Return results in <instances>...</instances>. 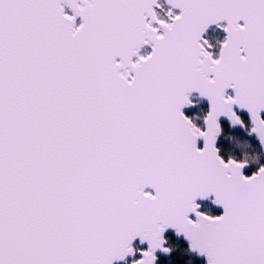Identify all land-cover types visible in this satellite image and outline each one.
Instances as JSON below:
<instances>
[{"label": "snow or ice", "instance_id": "obj_1", "mask_svg": "<svg viewBox=\"0 0 264 264\" xmlns=\"http://www.w3.org/2000/svg\"><path fill=\"white\" fill-rule=\"evenodd\" d=\"M165 3L0 0V264H156L168 230L206 264H264V164L218 145L226 120L264 148V0Z\"/></svg>", "mask_w": 264, "mask_h": 264}, {"label": "trees", "instance_id": "obj_2", "mask_svg": "<svg viewBox=\"0 0 264 264\" xmlns=\"http://www.w3.org/2000/svg\"><path fill=\"white\" fill-rule=\"evenodd\" d=\"M187 116L192 118L193 115L189 112ZM224 128V133L219 142L222 156L247 161L249 168L246 174L252 175L260 165L264 164V158L256 141L239 131L231 132L226 127ZM202 211L210 216L216 214L211 207L204 206ZM165 239L167 241L166 247L171 249L170 256L168 258L159 257L157 264H203V261L188 253L186 245L182 242L175 240L172 236H167Z\"/></svg>", "mask_w": 264, "mask_h": 264}, {"label": "flooded vegetation", "instance_id": "obj_3", "mask_svg": "<svg viewBox=\"0 0 264 264\" xmlns=\"http://www.w3.org/2000/svg\"><path fill=\"white\" fill-rule=\"evenodd\" d=\"M159 3L162 5V8H163V9H162V11H161L160 9H156V11L158 12V15H159L162 19H167V17H166V13L168 12L169 7L166 6L164 0H159ZM64 11H65V14H67V15H71V13H70L68 10L64 9ZM173 11H174V14H178V11H176V10H173ZM75 23H76V26H78L79 23H80V20H76ZM222 27H223V23H222V25H221V28H218V27H216V26L211 27V28L208 29V31H207L206 34H205V38L209 39V41L213 44V48L211 49V51H212L214 54H218V51H219V43H220V42H223V40L225 39V33L222 31ZM150 51H151V47H150V46H144V47H142V48L140 49L138 55H141V56H143V55H147V54L150 53ZM132 59H133V62H134L136 58L133 57ZM229 94H231V93L229 92ZM191 99L194 101V103L197 104V106H196L195 108H192V109H190V110H187V111L185 112V115L187 116L188 113L190 112V113L193 115L192 117H193V119H194V123H195L197 126H202V122H203L202 118H203V116L206 115V113H207V106H206V104H205L203 101L199 100V99L197 98V96H195V95L192 96ZM203 108H205V109H203ZM201 110H202L203 114H202ZM241 117L244 119L246 127H247V128H250L247 118H246L244 115H241ZM223 125H224V127H226V128H227L229 131H231V132H232V131H239V132L245 134L246 136H248L245 130H243V131L236 130V129L233 130V129L228 128V126H227L226 124H223ZM248 137H250V136H248ZM221 138H222V136H221ZM221 138H220V140H221ZM250 138L254 139L252 136H251ZM220 140H219V142H220ZM254 140L256 141V139H254ZM219 142H218V145H219ZM256 143H257V141H256ZM257 147H258V144H257ZM258 149H259V148H258ZM259 151H260V150H259ZM260 153H261V152H260ZM261 155H262V154H261ZM262 157H263V156H262ZM263 158H264V157H263ZM248 168H249V165H248ZM246 173H247V171L245 172V175H247ZM199 205H200V211H201V212H203V211H202V208H203L204 206H206V207H208V208L211 207V208L214 210V213H216V214H214V215H212V216H219V215H220V213L217 212V211H216V210L210 205V203H200ZM167 236H172V237H173L172 234H167L166 237H167ZM134 247L138 249L137 246H134ZM135 259H137V257H135ZM128 264H129V263H128Z\"/></svg>", "mask_w": 264, "mask_h": 264}, {"label": "water", "instance_id": "obj_4", "mask_svg": "<svg viewBox=\"0 0 264 264\" xmlns=\"http://www.w3.org/2000/svg\"><path fill=\"white\" fill-rule=\"evenodd\" d=\"M78 2H79V0H78ZM164 2H165V0H164ZM165 4H166V3H165ZM166 6H168V5L166 4ZM168 7H169V6H168ZM64 9L68 10V11L71 13V15H72L71 10H70L66 5H64ZM176 11H178V10H176ZM76 20H80V18L77 17ZM80 22H81V21H80ZM214 26H215V25H212V26H210L209 28L214 27ZM207 31H208V29L206 30V32H207ZM206 32H205V34H206ZM205 34H204V36H205ZM225 36H226V34H225ZM229 92L231 93V90H229ZM194 95L197 96V98H198L199 100H201V99L198 97L197 94H192V96H194ZM201 101H203V102L206 104V106H207V102H206V101H204V100H201ZM190 109H192V108H186V109H184L183 111H184V113H185L187 110H190ZM239 114H240V115H244V116L247 118V120H248V117H247V114H246V113L241 112V113H239ZM222 123H223V124H226V125L228 126L226 120H222ZM248 123H249V126L251 127V124H250V121H249V120H248ZM230 129H233V130L236 129V130H240V131H243V130H244V129H241V128H239V127H236V128H230ZM252 137L255 139L254 136H252ZM256 141H257V140H256ZM257 144H258V141H257ZM258 148H259V150H260L262 156L264 157V148L260 147L259 145H258ZM247 170H248V167L244 169V174H245V172H246ZM145 191H146V192H151L152 190H151V189H145ZM211 201H212V197H209V199H207V200H203V201H201V200H197V203H198V204H200V203H210V205H211V206H212L217 212H219L220 215H222V213H223V209H222L221 207H218V206L214 205ZM198 211H200V208L198 209ZM190 218L195 219L194 216H190ZM167 234H172V235H173V238H174L175 240H177V241H181L184 245H186L187 250H188V242H187L182 236L177 237V236L175 235V233H174L173 230H168V231H166V233H165V237H166ZM134 245H137L138 248L141 249V250L146 249V247H147L146 244H145V245H140L138 241L134 242L133 247H134ZM188 253H189L190 255H192V256H195L196 259L201 260V261L204 262V264H206V260H205L204 257L198 256L197 254L192 253V252H190L189 250H188ZM156 255H157V257L168 258V257L170 256V253L167 254V255H165V254H163V253L157 252ZM135 257H137V259L139 258L138 253H137V255L134 256V257H128L125 261H122V262H116V264H125L127 261H132V260H134ZM157 261H158V259H157ZM157 261H156V264H157ZM130 264H132V262H131Z\"/></svg>", "mask_w": 264, "mask_h": 264}]
</instances>
